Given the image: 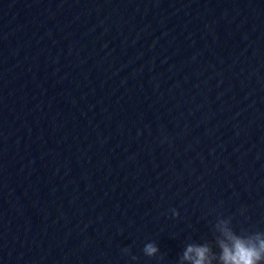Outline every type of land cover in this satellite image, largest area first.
<instances>
[{
	"label": "water",
	"instance_id": "water-1",
	"mask_svg": "<svg viewBox=\"0 0 264 264\" xmlns=\"http://www.w3.org/2000/svg\"><path fill=\"white\" fill-rule=\"evenodd\" d=\"M226 230L264 237V0H0V264Z\"/></svg>",
	"mask_w": 264,
	"mask_h": 264
},
{
	"label": "clouds",
	"instance_id": "clouds-1",
	"mask_svg": "<svg viewBox=\"0 0 264 264\" xmlns=\"http://www.w3.org/2000/svg\"><path fill=\"white\" fill-rule=\"evenodd\" d=\"M225 236L230 243L221 242L223 264H261L264 261V237L258 234L255 240H244L235 236L230 231H225ZM145 254L154 257L159 248L154 244L145 246ZM210 249L207 246H188L183 259L190 264H210Z\"/></svg>",
	"mask_w": 264,
	"mask_h": 264
}]
</instances>
